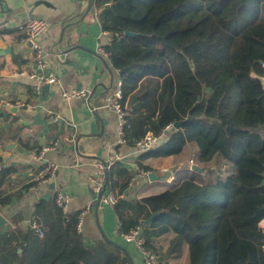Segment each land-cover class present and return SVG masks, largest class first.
I'll use <instances>...</instances> for the list:
<instances>
[{
	"label": "trees",
	"instance_id": "trees-1",
	"mask_svg": "<svg viewBox=\"0 0 264 264\" xmlns=\"http://www.w3.org/2000/svg\"><path fill=\"white\" fill-rule=\"evenodd\" d=\"M94 12L112 36L104 50L122 83L124 137L159 136L181 123L137 156V168L152 172L145 161L179 155L187 144L199 164L219 156L232 165L224 178L185 173L156 193L128 197L136 173L113 163L106 189L122 196L113 206L119 232L141 225L156 253V242L172 236L168 254L186 250L187 264H264V0H94ZM238 51L250 70L239 66ZM10 174L0 159V207L12 200ZM32 219L42 236L31 226L6 229L0 264H130L119 246L87 244L78 213L66 214L54 197L38 202Z\"/></svg>",
	"mask_w": 264,
	"mask_h": 264
},
{
	"label": "crops",
	"instance_id": "crops-1",
	"mask_svg": "<svg viewBox=\"0 0 264 264\" xmlns=\"http://www.w3.org/2000/svg\"><path fill=\"white\" fill-rule=\"evenodd\" d=\"M34 1L37 0H5L0 7V159L4 168L11 169L6 191L13 194L10 203L0 207L6 221L0 234L8 228L31 226L34 206L63 190L69 196V205L63 210L66 214L78 213L79 217L89 208L80 218L79 231L87 244L108 241L128 253L130 264H144L136 246L122 238L113 206L98 204L90 183L95 162H108L117 153L126 160L124 165L117 163L136 166L140 154L118 143L116 115L106 107L119 77L108 58L98 52L97 44L107 45L112 36L101 29L94 10L78 21L87 0H43L49 6L39 5L32 15L47 22V30L39 38L46 64L44 73L54 76L58 84L48 85L46 91L44 84L41 93L36 94V83L28 78L35 67L33 50L30 43H22L16 36L19 25L30 18L26 5ZM71 90L90 94L87 100L63 99L61 93ZM54 138L59 140V148L47 152L41 162L36 160L35 152ZM174 158L149 159L145 164L152 168L150 174L159 178L161 172L173 179L180 170L176 162L169 166ZM46 162L58 166L55 178L46 184H35L34 174ZM137 173L128 197H142L162 189L159 179L149 181ZM163 180L166 182V178ZM260 225L264 227V220ZM156 245L162 264H187L186 250L180 258L168 254L166 237Z\"/></svg>",
	"mask_w": 264,
	"mask_h": 264
},
{
	"label": "built area",
	"instance_id": "built-area-1",
	"mask_svg": "<svg viewBox=\"0 0 264 264\" xmlns=\"http://www.w3.org/2000/svg\"><path fill=\"white\" fill-rule=\"evenodd\" d=\"M47 22L44 19L38 18V19H28L27 21L22 22L18 30L16 32V36L19 37V41L22 43H30L31 48L33 50V60H34V70L28 74V78L36 83V86L34 87V92L36 94H40L42 90V85H57L58 81L54 76H47L44 73V69L46 67V64L44 62L43 56L44 51L39 43V38L41 35L45 33L47 30ZM97 50L98 52L107 57L108 55L104 50V46H102L100 43L97 44ZM121 81L117 82L116 89L108 96L106 101V107L110 111H112L116 115L117 119V134H118V143L121 145H128L135 149L138 153L146 152L157 145H159L164 139H166L168 133L174 129L173 125H168L164 128L162 133L159 136H154L151 133H148L144 136V138L129 142L124 137V127L127 123L126 121V113L123 110L122 107V98H123V92L121 88ZM88 91H77V90H71V91H63L61 93V96L65 100L69 99H83L87 100L89 96ZM60 146L59 140L56 138L50 140L48 143L43 144L34 155V158L38 161H42L44 155L47 152L57 150ZM115 162H121V164L124 165L126 162L125 158L121 157L119 154L114 153L108 162H95L94 169L95 173L90 179L91 183V189L94 192V194L97 195V198L101 191L104 189V194L101 198V204L107 205V206H114L117 202L118 198H121L122 196H115L113 193H111L109 190L106 189V183L105 178L107 177V172L110 168V166ZM191 167L193 166V162L190 163ZM127 168H131L132 170L137 171L138 177H148L150 174L149 172H144L142 170H139L135 165L133 166H126ZM58 166L54 162H46L43 165L39 167V169L35 172L33 181L36 182V184H46L51 182L57 173ZM166 174V171L164 172ZM171 177L166 178V182H170ZM54 202L57 207L62 208L65 210L67 206L69 205V196L68 194L63 191L59 190L55 192L54 194ZM89 208L86 207L85 211ZM84 211V212H85ZM83 212V213H84ZM79 216V221L77 224V229L80 231L81 227V221L80 218L82 214ZM31 227L39 233V236H42V231L40 230L39 224L36 221H33L31 223ZM122 238L126 243L134 244L137 248V250L140 252L143 263L144 264H161L158 254L150 248L145 247L144 245V238H143V228L141 225L136 226L135 228L130 229L128 232L122 234Z\"/></svg>",
	"mask_w": 264,
	"mask_h": 264
},
{
	"label": "rangeland",
	"instance_id": "rangeland-1",
	"mask_svg": "<svg viewBox=\"0 0 264 264\" xmlns=\"http://www.w3.org/2000/svg\"><path fill=\"white\" fill-rule=\"evenodd\" d=\"M237 58H238L239 66L243 70H246V71L250 70L248 67V61L246 60V53L244 51H238ZM173 162L174 163L176 162L180 169L179 172L177 173V177H179L178 179H180L181 177H184L185 173H189L190 175L196 176L198 179L210 180V179H214L216 176H220L221 178H224L232 172V165L224 161V159H222L219 156H216L211 162L206 163V164L197 163L196 146L194 144H187L184 150L182 151V153L179 155H176L174 158V161H171L169 163V166L173 167L174 166ZM191 162H193V164L196 165L200 169V171H195L197 173L191 171L192 169L189 167ZM160 174L161 176L158 179H159V182L163 184L165 183L163 178H167L168 176L167 175L164 176L161 172ZM162 176L164 177L162 178ZM175 177L176 176L173 175V179H175ZM173 179L171 178L170 181H172ZM171 238L172 236H166V239H168V241Z\"/></svg>",
	"mask_w": 264,
	"mask_h": 264
},
{
	"label": "water",
	"instance_id": "water-1",
	"mask_svg": "<svg viewBox=\"0 0 264 264\" xmlns=\"http://www.w3.org/2000/svg\"><path fill=\"white\" fill-rule=\"evenodd\" d=\"M4 2H5V0H0V7H2V5H3ZM42 4L45 5V6H49V5H48L45 1H43V0H37V1L31 2V3H29L28 5H26V8L29 9V13H27V14L30 16L29 19H38V18H41L40 16H33L32 14H33L34 9H35L36 7H38L39 5H42ZM93 10H94V0H87V5H86V7H85L83 13L79 15V17H78V21H82V20L84 19V17H85L89 12H91V11H93ZM31 16H32V17H31ZM64 30H65V27H64V29L62 30L61 37H60V41H61V38H62V36H63V32H64ZM125 34H126V35H131V33H129V32H126ZM60 41H59V43H60ZM260 81H261L262 84H264V77L260 78ZM48 88H49V86H48V85H45V86H44V91H46ZM180 126H181V123H176V124L173 125L174 129H178ZM233 130H234V129H232V128L229 127V126H227L226 129H225V131H226L227 134H229V133H230L231 131H233ZM191 169H192V170H195V171H200V169H199L197 166H195V165H193V166L191 167ZM148 179H149V181H152V180H157L158 177L155 176V175H153V174H149V175H148ZM106 182H107V177L105 178V183H106ZM103 194H104V189L101 191V193L99 194V196H98V198H97V202H98V204L101 203V198H102ZM155 216H156V213L153 214L150 218H148V219L142 221L141 223L144 224V225H148V224L151 222V220H152ZM5 224H6L5 219L0 215V227L3 226V225H5ZM105 239H106V238H105ZM106 240H107V239H106Z\"/></svg>",
	"mask_w": 264,
	"mask_h": 264
}]
</instances>
